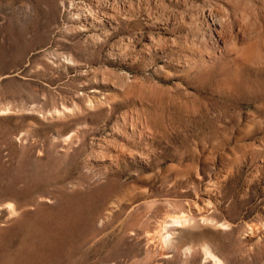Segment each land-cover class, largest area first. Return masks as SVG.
I'll return each instance as SVG.
<instances>
[{
	"label": "rangeland",
	"instance_id": "374dc122",
	"mask_svg": "<svg viewBox=\"0 0 264 264\" xmlns=\"http://www.w3.org/2000/svg\"><path fill=\"white\" fill-rule=\"evenodd\" d=\"M0 264H264V0H0Z\"/></svg>",
	"mask_w": 264,
	"mask_h": 264
},
{
	"label": "bare ground",
	"instance_id": "6f19581e",
	"mask_svg": "<svg viewBox=\"0 0 264 264\" xmlns=\"http://www.w3.org/2000/svg\"><path fill=\"white\" fill-rule=\"evenodd\" d=\"M181 220V219H180ZM175 221H178V220H175ZM180 222V221H179ZM176 223H178V222H176ZM168 237H170V236H168ZM167 239H169V238H166V240ZM207 252H208V254H210V255H212V253H211V251L209 250V249H207Z\"/></svg>",
	"mask_w": 264,
	"mask_h": 264
}]
</instances>
